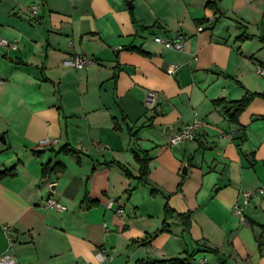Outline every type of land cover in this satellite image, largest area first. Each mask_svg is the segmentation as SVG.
Listing matches in <instances>:
<instances>
[{
    "label": "crops",
    "instance_id": "crops-1",
    "mask_svg": "<svg viewBox=\"0 0 264 264\" xmlns=\"http://www.w3.org/2000/svg\"><path fill=\"white\" fill-rule=\"evenodd\" d=\"M180 33L183 51L154 40ZM3 38L18 46L0 45V173L15 170L0 178V255L264 264V193L251 196L248 224L233 209L264 187V97L237 122L215 103L264 95V0H0ZM75 54L92 63L65 65ZM151 91L161 93L153 105ZM195 119L196 139L170 145ZM145 154L146 182L136 160ZM47 196L67 209L44 206ZM110 198L127 214L107 209ZM166 203L176 213L157 232ZM178 213L190 215L189 228ZM100 248L113 259L98 262Z\"/></svg>",
    "mask_w": 264,
    "mask_h": 264
},
{
    "label": "built area",
    "instance_id": "built-area-1",
    "mask_svg": "<svg viewBox=\"0 0 264 264\" xmlns=\"http://www.w3.org/2000/svg\"><path fill=\"white\" fill-rule=\"evenodd\" d=\"M30 9L33 14L37 13L38 6L36 4H32L30 6ZM155 42L162 45L165 48L173 49L176 51H183L185 49V36L183 34H176L174 36L169 35H157L154 38ZM0 45L11 47V48H17L18 44L17 41H11L9 39H0ZM92 63V59L82 55V54H75L71 58H68L64 61L65 65L72 66L75 68H83L87 65H90ZM168 74H174L176 72L175 66H170L168 68ZM257 72L261 75L264 74V68L258 67ZM160 92L158 91H151L149 93L148 102L153 105V102L160 96ZM202 126V121L199 119H195L191 123L184 126L180 131L174 133L169 138V144L170 145H176L179 143H184L187 141H191L196 139L198 131L200 127ZM42 145H56L57 140L56 139H45L41 142ZM264 193V187H260L256 191H249L243 193V200L241 202H238L234 205L233 209L235 213L241 216L242 222L245 224H248L249 222L244 217V210L248 206L249 201L251 199V196L256 193ZM117 203V207L115 204ZM43 204L46 207L54 208L57 210H66L67 207L61 203L59 200L55 199L52 196H47L43 199ZM107 209H115L118 214H127L126 209L123 204L118 203L115 199L110 198L106 205ZM132 212H135V209H131ZM4 232L7 234L9 247L10 249L13 246V237L10 234V227L8 225L4 226ZM96 259L98 262H103L105 260H112L113 256L109 254L104 248H100L96 253ZM0 264H27L24 261H21L18 259L10 250L2 253L0 255ZM81 264V263H80Z\"/></svg>",
    "mask_w": 264,
    "mask_h": 264
},
{
    "label": "trees",
    "instance_id": "trees-1",
    "mask_svg": "<svg viewBox=\"0 0 264 264\" xmlns=\"http://www.w3.org/2000/svg\"><path fill=\"white\" fill-rule=\"evenodd\" d=\"M207 6L211 7L212 9L215 10V12H218V8L216 7V4L213 1H208ZM239 39H243V36H240ZM257 96H262L264 97L263 94L260 93H252V92H247L242 99L240 100H235V101H226L224 99H220L215 101L216 104H223L225 106H230L229 109L227 110V114L229 118L237 122L239 115L246 109V107L250 104V102ZM73 152L69 151L66 148L62 147L61 149L58 150V152ZM37 154H39V151H36ZM136 160L140 163L141 168H140V178L143 181H147L148 176H149V162H150V157L148 154H145L143 158H141L139 155H136ZM48 170V166L46 165L44 167V174ZM15 170L11 169L8 171H3L0 173V178L6 176V175H14ZM154 193V192H153ZM165 220L163 223V227L157 231V232H165L169 230V223L168 220L176 213L171 206L166 203L165 205ZM178 215L181 217L183 223L187 228H189L190 223H191V217L189 214L186 213H178ZM264 229V226H263ZM194 254H189L185 258H171V259H141L137 261L136 264H190L191 260L193 259Z\"/></svg>",
    "mask_w": 264,
    "mask_h": 264
},
{
    "label": "water",
    "instance_id": "water-1",
    "mask_svg": "<svg viewBox=\"0 0 264 264\" xmlns=\"http://www.w3.org/2000/svg\"><path fill=\"white\" fill-rule=\"evenodd\" d=\"M219 69H217V72H218ZM183 174H187L188 171H187V166L184 167L183 171H182Z\"/></svg>",
    "mask_w": 264,
    "mask_h": 264
}]
</instances>
